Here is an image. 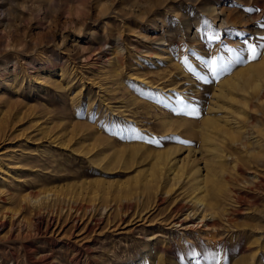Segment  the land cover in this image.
I'll use <instances>...</instances> for the list:
<instances>
[{
  "label": "rangeland",
  "instance_id": "obj_1",
  "mask_svg": "<svg viewBox=\"0 0 264 264\" xmlns=\"http://www.w3.org/2000/svg\"><path fill=\"white\" fill-rule=\"evenodd\" d=\"M261 45L264 0H0V214L49 189L97 209L5 225L0 264H264ZM201 181L230 223L173 225Z\"/></svg>",
  "mask_w": 264,
  "mask_h": 264
},
{
  "label": "bare ground",
  "instance_id": "obj_2",
  "mask_svg": "<svg viewBox=\"0 0 264 264\" xmlns=\"http://www.w3.org/2000/svg\"><path fill=\"white\" fill-rule=\"evenodd\" d=\"M237 77L240 79L239 76H237ZM254 88H255V86H254ZM254 98L258 102L264 98V87L260 86L259 84L256 86V94H255ZM176 152L177 151H170V152H167L165 154L167 156H172ZM218 152H220V151H218ZM160 160H162V158ZM163 164L168 165L167 157L164 160ZM233 169H235V168H233ZM194 173L198 174V170H196ZM171 175L172 174H169L168 176L170 177ZM146 178H150V180L154 181V183H156L158 180H160L159 176H157L153 170H152L151 174H148L147 176H145L144 179H146ZM178 178L179 177L177 174L173 175V177L170 178L171 181L173 180V183H171V185H173L177 181ZM213 178H215V177H213ZM0 180L1 181L4 180L3 177H0ZM152 181H150V182H152ZM151 186H152V184L147 183V186L146 185L144 186L145 190L142 192V193L146 192L147 197L149 199H150L149 190L153 189V188H151ZM157 189H158V187L155 189V192H157ZM128 190L130 191V189H128ZM168 193H169V191L166 192V195ZM131 195H134V194L131 193ZM155 195L156 196H154V200H157V202H158V200H160V199H158V193H156ZM1 196H2V194H1ZM51 196H53V198H51ZM67 196H69V197L66 198ZM188 197H189V203L193 208H195V211L193 212V209H192V211H190L189 213L187 212V214L183 220H180V221L177 220V222H175L173 225L179 224L181 226L183 222H188V223H192L191 224L192 227L190 228V230L200 231V230H202L201 229L202 227H205V228L211 227L212 228L213 225H210L208 223L212 222L211 224H213V223L216 224V222L218 221L217 217H219L221 220H224V222L226 224L230 223L231 219L229 217H227V215H228L227 212H225V214H224V210H222L221 201H219L220 199H217V196L215 194L210 193L206 184L205 185L203 184V181L198 183L196 185V187L193 186L190 188V192L188 194ZM65 198L67 199V204H64V205L59 204L61 202V200L64 201ZM221 199L223 200V198H221ZM9 200H13V198L11 197V198H9ZM0 202H1V204H5L6 198L0 197ZM84 202H85L84 200H80L79 198L76 199L74 196H71L68 193H65L61 189L43 190V191L38 192V193H34V192L30 191L26 195L22 196L21 199L16 202V207L14 206L15 209H11L10 211L3 212L0 214V229H2L5 225H8L10 232H12L14 224L17 223L18 224L17 235H21V233L23 232V230H22L23 228L29 229V230L31 229V231H33L35 233H40V232L48 233L52 229L51 230V233H52V232H54L55 229L58 228V224L60 223L61 218L63 216H65L66 220L71 221L73 229H75L78 226V221L82 222V219L86 218L87 221H86L85 225L87 226V228H89V223L91 221H94V214L88 215V213H90V212L95 213L97 209L95 208V205H94V207H92V205H87ZM134 203H135V199L133 196H121L118 203H115L114 205L113 204H109V205L103 204L102 207L104 209H106L107 207L112 208L113 206H116V210L118 209L119 212H121V211L123 212V210L126 209L127 212L124 213V215H125L129 211L134 212V209H133V207L135 205ZM187 209H189V207ZM64 210H65V212L63 214ZM172 211L174 213L180 212L181 208H173ZM24 212H29L31 217H34V220H32V222H24L23 221L24 218L21 217V214H23ZM136 212H138V211L136 210ZM136 212H134L133 216L136 214ZM140 212H142V211H140ZM195 213H199V217H200L199 219L200 220H199L198 224H194L195 220H197V218L194 216V215H196ZM87 215L90 217L88 218ZM138 216L140 217V215H137V217ZM147 219H148V217H147ZM212 230H213V228H212Z\"/></svg>",
  "mask_w": 264,
  "mask_h": 264
},
{
  "label": "snow or ice",
  "instance_id": "obj_3",
  "mask_svg": "<svg viewBox=\"0 0 264 264\" xmlns=\"http://www.w3.org/2000/svg\"><path fill=\"white\" fill-rule=\"evenodd\" d=\"M218 37L216 36H211L209 37V39H217ZM261 48H264V45H261L260 46ZM245 51L244 49L241 50V52ZM247 52H248V57L249 59L251 60H256L258 56L261 55V53L257 50V47L255 45H252V44H249L248 47H247ZM237 61L238 62H244L243 61V58L238 54L237 56ZM185 64H187V60L184 61ZM213 64H215L216 62L215 61H212ZM225 70V69H222V71ZM191 255L195 256L197 255L196 253H190Z\"/></svg>",
  "mask_w": 264,
  "mask_h": 264
}]
</instances>
